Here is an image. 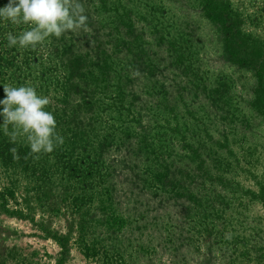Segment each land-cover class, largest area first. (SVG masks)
Listing matches in <instances>:
<instances>
[{
	"label": "rangeland",
	"instance_id": "374dc122",
	"mask_svg": "<svg viewBox=\"0 0 264 264\" xmlns=\"http://www.w3.org/2000/svg\"><path fill=\"white\" fill-rule=\"evenodd\" d=\"M207 1L218 23L204 15V0H81L91 19L81 32L89 36L119 18L141 30L137 45L145 54L169 62L166 48L177 42L193 83L201 84L185 105L206 127L202 155L219 182L200 181L199 203L169 187L134 190L138 170L124 166L131 160L122 150L108 152L101 178L82 179L84 172L63 164L66 157L50 153L12 163L0 158V264H264V0ZM53 38L60 39L46 40ZM160 40L165 45L156 52ZM174 73L167 71L164 84ZM216 87L217 111L210 93ZM51 90L37 94L50 98ZM174 149L169 160L193 167L191 155ZM208 149L218 152L216 162Z\"/></svg>",
	"mask_w": 264,
	"mask_h": 264
},
{
	"label": "trees",
	"instance_id": "16d2710c",
	"mask_svg": "<svg viewBox=\"0 0 264 264\" xmlns=\"http://www.w3.org/2000/svg\"><path fill=\"white\" fill-rule=\"evenodd\" d=\"M204 1V15L218 23L219 18L210 12L208 1ZM7 3L8 0H0V7ZM30 27L0 20V99L4 98L5 85L35 84L37 93L44 95L52 89L54 96L49 98L51 102L45 110L53 113L56 132L64 142L50 154L66 157L63 164L75 174L84 172V179L85 176L101 178V171L105 173L108 168L105 156L110 151L122 150L131 160L124 166L138 170L130 180L134 190L141 192L158 186L169 187L176 196L180 193V197L183 195L187 201L201 203L195 192L200 181L203 185L213 186L220 177L217 173L212 174L202 155L205 154L202 150L206 149L203 142L209 141L205 138L206 127L200 119L191 116V106L185 105L186 100L194 101L200 95L201 84L193 83L192 68L185 65L187 61L177 42L166 48L171 56L170 62L168 57L151 59L150 54L140 49L143 45H137L141 30L130 23L125 25L117 18L107 29L92 28L89 36L81 31L78 34L67 32L69 36L63 34L57 43L53 38L35 49L7 46V34L18 36ZM61 42L68 44L60 47ZM163 43V40L159 41L156 52L165 45ZM168 70L175 72L174 80L164 84ZM139 84L145 86L144 90L139 89ZM210 93L214 94L216 110L222 92L216 87ZM179 106L183 107L184 116H180ZM0 121L2 123V118ZM193 126L197 129H192ZM201 133L205 135L202 137ZM168 137L171 140L168 148L165 147L168 151L162 153L160 149L166 145L163 140ZM77 142L85 147L79 146L76 150ZM177 145L192 156L193 159L188 157V160L193 167L187 169L169 160ZM12 147L18 149L19 159L31 155L26 144L9 143L8 137L0 130V158L5 163L17 160L9 151ZM207 152L206 156L213 155L212 162H216L218 152L211 149ZM142 156L147 158L139 168L137 163Z\"/></svg>",
	"mask_w": 264,
	"mask_h": 264
},
{
	"label": "clouds",
	"instance_id": "9594fccd",
	"mask_svg": "<svg viewBox=\"0 0 264 264\" xmlns=\"http://www.w3.org/2000/svg\"><path fill=\"white\" fill-rule=\"evenodd\" d=\"M81 0H8L0 7V20L31 25L18 36L7 34L8 47L33 48L43 45L49 37L60 38L66 32L88 31V16ZM0 99V130L15 145L23 140L30 153L39 158L63 144L56 132V120L45 108L50 99L37 94L32 86L3 87ZM13 159H19L18 149H9Z\"/></svg>",
	"mask_w": 264,
	"mask_h": 264
}]
</instances>
